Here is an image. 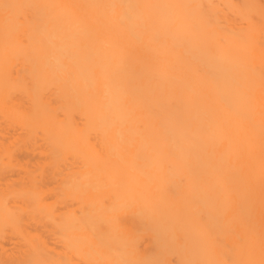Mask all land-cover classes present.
Instances as JSON below:
<instances>
[{"label":"bare ground","instance_id":"6f19581e","mask_svg":"<svg viewBox=\"0 0 264 264\" xmlns=\"http://www.w3.org/2000/svg\"><path fill=\"white\" fill-rule=\"evenodd\" d=\"M0 264H264V0H0Z\"/></svg>","mask_w":264,"mask_h":264}]
</instances>
